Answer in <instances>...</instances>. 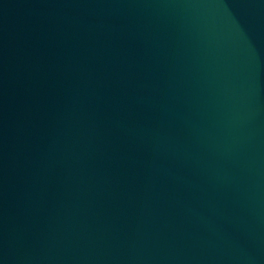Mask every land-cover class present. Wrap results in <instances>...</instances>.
I'll return each instance as SVG.
<instances>
[{
  "label": "water",
  "instance_id": "water-1",
  "mask_svg": "<svg viewBox=\"0 0 264 264\" xmlns=\"http://www.w3.org/2000/svg\"><path fill=\"white\" fill-rule=\"evenodd\" d=\"M0 264H264V0H0Z\"/></svg>",
  "mask_w": 264,
  "mask_h": 264
}]
</instances>
